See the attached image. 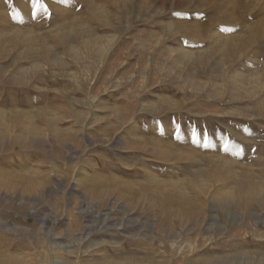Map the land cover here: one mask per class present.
<instances>
[{
	"label": "rangeland",
	"instance_id": "1",
	"mask_svg": "<svg viewBox=\"0 0 264 264\" xmlns=\"http://www.w3.org/2000/svg\"><path fill=\"white\" fill-rule=\"evenodd\" d=\"M0 264H264V0H0Z\"/></svg>",
	"mask_w": 264,
	"mask_h": 264
},
{
	"label": "snow or ice",
	"instance_id": "2",
	"mask_svg": "<svg viewBox=\"0 0 264 264\" xmlns=\"http://www.w3.org/2000/svg\"><path fill=\"white\" fill-rule=\"evenodd\" d=\"M34 3H39V0H34ZM41 7H44L43 5H40Z\"/></svg>",
	"mask_w": 264,
	"mask_h": 264
}]
</instances>
